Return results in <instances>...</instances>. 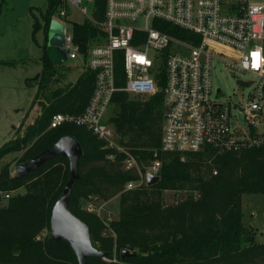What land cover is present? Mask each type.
I'll return each instance as SVG.
<instances>
[{
	"label": "trees",
	"instance_id": "obj_1",
	"mask_svg": "<svg viewBox=\"0 0 264 264\" xmlns=\"http://www.w3.org/2000/svg\"><path fill=\"white\" fill-rule=\"evenodd\" d=\"M96 3L103 13L105 0ZM60 5V0H49L48 9L41 14L43 22L35 16L33 29L47 31ZM162 29L189 38L187 31L174 25ZM95 30L87 21L73 23L74 41L83 52ZM61 76L43 46L42 70L35 80L38 89L32 102L33 106L39 101L40 112L23 134L0 147V162L23 150L19 162L23 163L64 135L79 140L83 148L80 178L70 195V209L90 226L94 246L109 253L107 259L89 257L86 264H264V243L255 240L242 220V195L264 193V146L221 155L208 147L185 154L163 151V93L117 92L109 121L119 146L137 158L143 173L155 158L162 161L156 183L126 190L129 181L141 177L138 170L125 169L124 151L104 147L83 125L50 127L56 113H81L94 89V73L89 70L60 86ZM110 153L115 154L114 159H109ZM69 176L66 157L51 159L20 177L12 174L9 164L0 168V189L12 192L0 204V264H79L68 241H54L50 235L38 238L43 227L50 230L52 207ZM21 188L25 192H17ZM168 192L181 198L168 202ZM115 196H119V213L109 224L97 208L86 211L80 206V201L90 200L98 207ZM124 249L137 256L121 258Z\"/></svg>",
	"mask_w": 264,
	"mask_h": 264
},
{
	"label": "built area",
	"instance_id": "obj_2",
	"mask_svg": "<svg viewBox=\"0 0 264 264\" xmlns=\"http://www.w3.org/2000/svg\"><path fill=\"white\" fill-rule=\"evenodd\" d=\"M60 1L52 19L64 24L68 58L93 72L95 84L81 113H56L50 127L83 125L104 147L124 151L125 169L138 170L141 177L129 181L126 190L147 184V174L158 175L162 161L155 158L143 173L137 158L119 146L109 121L117 92L163 93V151L185 154L208 147L221 155L264 146V129L259 127L264 125V0H105L103 13L96 0ZM72 12L82 19L70 21L68 30ZM80 21L96 28L84 52L73 36V23ZM168 24L187 31L189 38L163 30ZM219 65L255 76L256 92L243 104L222 103L212 81ZM11 195L0 189V204Z\"/></svg>",
	"mask_w": 264,
	"mask_h": 264
},
{
	"label": "rangeland",
	"instance_id": "obj_3",
	"mask_svg": "<svg viewBox=\"0 0 264 264\" xmlns=\"http://www.w3.org/2000/svg\"><path fill=\"white\" fill-rule=\"evenodd\" d=\"M2 12L0 14V147L8 140L24 133L26 126L33 122L39 113L40 106L36 103L32 108V116L27 115L32 101L37 93L38 83L35 82L37 75L42 70L43 46L47 40L55 39L57 35L45 31L44 28L33 29L35 16L43 22L41 17L49 6V0H0ZM82 17L72 12L67 21V29H71L72 20H81ZM60 41V39H59ZM66 43L64 34L61 35L59 44ZM56 74L62 75L61 82L64 85L74 82L82 71L74 59H67L62 64H54ZM32 80L27 85L26 80ZM249 80L248 85H241L239 80ZM214 93L224 104H243L249 96L256 92L258 79L249 73H236L219 65L214 71L213 77ZM217 88H221L217 92ZM36 110L34 111V109ZM111 108L109 109V115ZM26 115V116H25ZM238 120L243 124L241 111H236ZM25 117V118H24ZM29 118V119H28ZM264 124V120H263ZM13 126H15L13 128ZM264 129V125L259 126ZM20 152L5 156L0 162V168L5 164L10 165L12 174L15 167L21 163ZM137 182V181H136ZM17 192H25L24 188ZM186 193V192H185ZM168 202L181 198L177 194L168 192L165 194ZM184 198V196H182ZM91 203V204H90ZM91 206L90 210L88 206ZM82 210L94 211L103 217L105 224H109L119 213V196L109 199L106 203L97 206L94 201H80ZM242 220L244 227L254 232L255 240L264 243V193H245L242 195ZM107 218V219H106ZM47 227H43L38 238L50 235ZM116 251V250H114ZM131 251V250H130ZM132 252V251H131ZM113 258L112 260L114 261Z\"/></svg>",
	"mask_w": 264,
	"mask_h": 264
},
{
	"label": "water",
	"instance_id": "obj_4",
	"mask_svg": "<svg viewBox=\"0 0 264 264\" xmlns=\"http://www.w3.org/2000/svg\"><path fill=\"white\" fill-rule=\"evenodd\" d=\"M63 30V23L56 19L50 21L47 31L55 33L57 37L47 40L44 47L49 59L54 64H62L68 59L69 50L59 44ZM39 76L38 74L35 80H37ZM238 82L242 85H247L246 82L240 80ZM14 127L15 126H13V128ZM82 155L83 148L79 140L72 135H64L40 153L17 165L13 175L20 177L30 174L51 159L66 157L69 160V179L51 210L50 239L54 241H68L77 256L79 264H86L89 257L107 259L109 253L99 250L94 246L90 226L76 216L70 209V195L75 181L80 178L78 165ZM158 180L159 175H154L152 173L147 174L148 185H152ZM131 256H137V252H131L128 249L121 251V258L124 259Z\"/></svg>",
	"mask_w": 264,
	"mask_h": 264
},
{
	"label": "crops",
	"instance_id": "obj_5",
	"mask_svg": "<svg viewBox=\"0 0 264 264\" xmlns=\"http://www.w3.org/2000/svg\"><path fill=\"white\" fill-rule=\"evenodd\" d=\"M83 71H84V70H83V68H82L81 73H82ZM81 73H80V74H81ZM27 80H28V79H27ZM27 80H26V81H27ZM34 98H35V97H34ZM33 100H34V99H33ZM32 102H33V101H32ZM36 103L39 104V101H37ZM36 103H35V105H36ZM39 106H40V105H39ZM32 108H33V106H32V104H31L29 110L27 111V115H28L29 118H30V116H32L31 113H33V112H32ZM36 108H37V107H35L34 111L36 110ZM39 112H40V109H39ZM37 115H38V114H37ZM25 116H26V115H25ZM24 118H25V117H24ZM29 118H28V119H29ZM33 120H34V119H33ZM31 122H32V121H31Z\"/></svg>",
	"mask_w": 264,
	"mask_h": 264
},
{
	"label": "flooded vegetation",
	"instance_id": "obj_6",
	"mask_svg": "<svg viewBox=\"0 0 264 264\" xmlns=\"http://www.w3.org/2000/svg\"><path fill=\"white\" fill-rule=\"evenodd\" d=\"M39 75H40V73H39ZM35 80V79H34Z\"/></svg>",
	"mask_w": 264,
	"mask_h": 264
}]
</instances>
